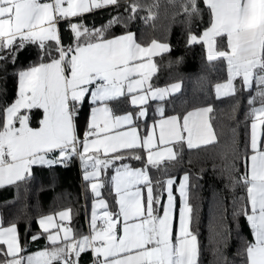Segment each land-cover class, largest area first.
<instances>
[{
  "label": "snow or ice",
  "instance_id": "obj_1",
  "mask_svg": "<svg viewBox=\"0 0 264 264\" xmlns=\"http://www.w3.org/2000/svg\"><path fill=\"white\" fill-rule=\"evenodd\" d=\"M201 5L210 13V26L202 34L189 29L187 43H205L209 61H227L229 78L215 85L217 96H235L237 77L241 90L255 88L249 100L250 138L243 154L233 141L226 166L234 175L233 184L246 192V198H237L238 206L234 201L232 211L234 220L246 218L254 235V241L244 249L245 264H264V0H182L179 7L193 20L201 17ZM158 6L157 2L148 7L146 21L155 19L152 8ZM109 7L114 14L101 27L83 22L84 14ZM144 8L138 0H0V61L15 65L27 45L40 50L38 63L16 73L17 98L0 106V189L30 179L33 166H63L79 158L83 179L89 182L98 198L95 207L101 210L92 214V233L78 238L70 228L54 224L53 216L40 218L38 226L49 233L52 247L34 254H25L15 223L8 227L0 224V264H81L82 255L89 251L93 254L91 264H199L200 245L189 202L190 176L185 173L179 183L183 207L176 223L172 178L162 182L163 192L154 194L147 168L134 169L127 163L116 167L117 162L142 159L140 155L126 156V151L146 149L147 165L160 169L166 161L177 160L179 150L173 145L186 142L191 149L219 143L209 116L211 107L170 117H165L161 107V118L143 137L132 113L112 115L108 101L126 93L132 94L131 104L140 106L135 117L139 119L147 117L149 99L163 101L181 87L176 83L153 88L148 83L156 71L151 58L171 52L168 43L153 40L145 47L131 31L109 38L114 26L126 28ZM62 21L73 34V42L62 40ZM225 36L226 45L221 41L218 47L217 39ZM145 57L147 64L141 62ZM89 97L101 106L91 109L81 138L77 121ZM34 109L42 110L38 119ZM125 126L128 130L121 131ZM237 162L243 171L236 167ZM109 167H115L116 172L111 180L118 197L117 212L109 211L101 198L102 176ZM164 194L167 204L161 214ZM70 212H60L59 219H69ZM53 228L55 232H51Z\"/></svg>",
  "mask_w": 264,
  "mask_h": 264
},
{
  "label": "trees",
  "instance_id": "obj_2",
  "mask_svg": "<svg viewBox=\"0 0 264 264\" xmlns=\"http://www.w3.org/2000/svg\"><path fill=\"white\" fill-rule=\"evenodd\" d=\"M145 6L137 18L125 28L114 26L110 30L111 36L134 32L142 45H148L153 40L159 43H168L171 52L159 53L154 57L156 71L153 73L150 84L153 88L168 87L179 83L180 90L165 100H154L149 105L162 107L164 115H186L190 110L210 106L212 126L217 134L219 143L199 148H187L185 143L174 145L179 155L174 162H165L160 169L147 165L146 150L124 154L135 157L140 155L141 160L134 158L117 162L129 166H145L153 181L154 192H163V181L169 177L179 178L187 173L190 176V203L194 208L193 230L197 234L200 245L199 264H245L244 249L248 242L253 241V232L241 216L237 220L232 217L234 201L238 206V197H245L243 187L233 184L234 175L226 166L231 161V146L233 141L239 146L240 154L244 152V145L248 142L251 132V117L249 115V100L255 95L253 90L240 89V78L235 80L237 94L235 96L218 97L215 85L226 82L229 77L226 60L209 61L207 47L204 43L189 45L187 38L189 29L202 34L210 26L211 16L206 6L201 5V17L189 20L180 9L182 0H138ZM153 7L155 19L145 20L149 16L148 7ZM123 12V8L120 10ZM114 14L111 7L94 10L83 15V22L92 27H101ZM75 22V20L73 21ZM61 37L65 43L73 42V35L66 22L59 25ZM226 37L217 39L218 47ZM39 49L36 45H27L19 53L15 65L11 62L0 61V106L10 104L18 96V78L16 73L27 68L30 64L40 60ZM129 96L112 100L111 105L116 112L136 111L139 109L129 101ZM258 106V104H257ZM90 106L85 103L77 121V130L82 137V126L86 123ZM42 110H33L35 117H40ZM153 115V114H152ZM159 116V115H158ZM155 117V116H154ZM148 118L145 121H150ZM33 126H36L35 120ZM167 168L165 173L163 168ZM236 167L243 171V165L237 162ZM115 167H109L102 176L104 187L102 197L116 212V199L112 190V180ZM32 177L16 185L0 189V214L2 225H17L21 245L26 253L51 247L49 242H43L44 234L38 226L39 218L56 214L62 210H71L70 225L79 237L85 233V212L92 199L89 182L83 179L79 168V158H73L67 166H35ZM199 177V179H197ZM157 181L161 183L158 185ZM164 200V195L161 202ZM85 203L87 207L85 208ZM37 239H33V236ZM56 264V262H54Z\"/></svg>",
  "mask_w": 264,
  "mask_h": 264
},
{
  "label": "crops",
  "instance_id": "obj_3",
  "mask_svg": "<svg viewBox=\"0 0 264 264\" xmlns=\"http://www.w3.org/2000/svg\"><path fill=\"white\" fill-rule=\"evenodd\" d=\"M41 2H51V0H41ZM134 33V32H133ZM124 34V33H123ZM120 35H122V34H120ZM120 35H116V36H120ZM112 37V36H111ZM111 37H109V38H111ZM226 37V36H225ZM137 39V38H136ZM137 42L138 43H140L138 40H137ZM226 43H227V38H226ZM141 44V43H140ZM151 44V43H150ZM150 44H148V45H142V46H145V47H147V46H149ZM205 44V43H204ZM205 46L207 47V45L205 44ZM156 56V55H155ZM155 56H153L152 58H151V62L152 63H154L155 64V60H154V57ZM141 62H143V63H145V64H147V63H149V60H148V58L147 57H145ZM154 73V72H153ZM153 73L151 74V76H150V79H149V81H148V83H150V80H151V77H152V75H153ZM135 78H137V79H139L140 77L139 76H137V77H135ZM229 78V77H228ZM238 78V77H237ZM236 78V79H237ZM227 82V81H226ZM235 82V81H234ZM223 83H225V82H223ZM163 88H165V87H163ZM176 93V92H175ZM215 93H216V91H215ZM174 94V93H173ZM131 95L132 94H127L126 93V95L125 96H129L130 98H129V101H130V103H131ZM217 95V94H216ZM169 97V96H168ZM168 97H166V98H168ZM120 98V97H119ZM152 101H154V100H152V99H149L148 100V102H147V104H149L150 102H152ZM86 103H88L89 104V106H90V109H89V115H88V119H87V121H86V123H84V125L82 126V129H81V132H82V137L81 138H83V136H84V133H85V131H86V126H87V124L90 122V118H91V109L92 108H94V107H100L101 106V103H99V102H97V103H93L92 101H91V98L89 97L88 98V101L86 102ZM145 105V107H147V109H148V115H147V117H144V118H139V119H135V117L138 115V113H139V111H140V106L139 105H133V106H137V107H139V109H137L136 111H123V112H116L115 110H114V108L112 107V105H111V102L110 101H108V107L109 108H111V110H112V115L113 116H123V115H125V114H128V113H132L133 114V117H134V123H135V125H136V127L138 128V132H139V135L141 136V137H143V136H145L146 134H149L150 132H151V126L156 122V121H158L160 118H161V115H160V111L158 112V113H155V114H151L150 113V111H151V107L149 106V105ZM205 107H210V106H203V107H199V108H196V109H200V108H205ZM157 109H159V108H161V107H156ZM196 109H193V110H190V111H195ZM189 111V112H190ZM159 115V116H158ZM173 115H177V114H172V115H165V117H170V116H173ZM155 116V117H154ZM209 116H210V114H209ZM148 118H152L150 121H145V120H147ZM128 127L129 126H125L124 128H122V129H120L121 131H127L128 130ZM185 143V145L187 146V144H186V142H184ZM173 148H174V145H173ZM188 148V147H187ZM146 150V149H145ZM174 150H175V148H174ZM146 152H147V150H146ZM147 154V153H146ZM36 166H41V165H36ZM33 167H35V166H33ZM82 167H83V165H82ZM131 168H134V169H143V168H147V167H145V166H130ZM33 169V168H32ZM147 171H148V169H147ZM115 174H116V172H114V174H113V176H115ZM83 175H84V173H83ZM148 175H149V172H148ZM184 175V174H183ZM183 175H181L179 178H176V177H169V178H172L174 181H175V183H174V185H173V189H174V191H173V195L175 196V201H174V204H175V208H174V215H175V217H176V223H178V216H179V213H180V211H181V209H182V207H183V201H182V199L180 198V196H179V191H178V189H179V183L181 182V180H182V177H183ZM150 176V175H149ZM168 179V178H167ZM166 179V180H167ZM90 186V185H89ZM141 188L143 189V185H141ZM112 190H113V193L115 194V191H114V183H113V181H112ZM154 194H155V192H154ZM144 195L146 196V189H144ZM95 196V195H94ZM98 198L97 197H95V201L97 200ZM115 199H116V212L118 211V205H117V199H118V197L116 196V194H115ZM105 200V199H104ZM87 204V203H86ZM166 204H167V196H166V194H164V200H163V202H160V207H161V214H162V208L164 207V206H166ZM95 205H96V203H95ZM156 205H154V207H155ZM89 207V206H88ZM88 207L86 208V212H87V210H88ZM108 210L109 211H111V212H113L112 210H111V208H110V206H109V204H108ZM94 211H96L97 212V214H99V212L101 211V210H99V209H97L96 207H95V210ZM93 211V212H94ZM60 212V211H59ZM59 212H57L56 214H51V215H47V216H53L55 219H54V224H62L64 227H67V228H70L71 230H72V233L75 235V231L73 230V227L69 224L70 223V221H71V212H70V218L69 219H67V220H64V221H61L60 219H59V216L57 215ZM93 212L91 213V214H88V212H87V216H88V221H89V223H90V225H91V217H92V214H93ZM43 217H46V216H43ZM42 218V217H41ZM40 219V218H39ZM99 222V221H98ZM0 224H2V219H1V214H0ZM12 224H10V225H2V226H4V227H8V226H11ZM18 229V228H17ZM118 230H119V228H118ZM51 232H55V229L53 228V229H51ZM18 234H19V231H18ZM61 234H63L62 233V230H61ZM177 234V229H176V226H175V223H174V236ZM49 235V233H46V234H44V236H43V238H41L42 239V243L43 242H49V243H51L48 239H47V236ZM83 235H88L87 234V230H86V227H85V233L83 234ZM78 238V237H77ZM253 241H254V235H253ZM52 247V246H51ZM51 247H48V249L50 250L51 249ZM42 250H45V249H40V250H38V251H42ZM38 251H35V252H32V253H28V254H34V253H36V252H38ZM91 261H92V252L91 251H89V252H87L86 254H83L82 255V257H81V264H91Z\"/></svg>",
  "mask_w": 264,
  "mask_h": 264
},
{
  "label": "built area",
  "instance_id": "obj_4",
  "mask_svg": "<svg viewBox=\"0 0 264 264\" xmlns=\"http://www.w3.org/2000/svg\"><path fill=\"white\" fill-rule=\"evenodd\" d=\"M68 164L63 165V166H67ZM79 168H80L81 172L84 173L83 172V167H82V162L80 160H79ZM84 205H85V208H86L87 207L86 203ZM85 227H86V230H87V234L90 235L92 233V229H91V225H90V223L88 221L87 212H85ZM92 258H93V254H92Z\"/></svg>",
  "mask_w": 264,
  "mask_h": 264
},
{
  "label": "rangeland",
  "instance_id": "obj_5",
  "mask_svg": "<svg viewBox=\"0 0 264 264\" xmlns=\"http://www.w3.org/2000/svg\"><path fill=\"white\" fill-rule=\"evenodd\" d=\"M159 112V109H157L156 107H153L152 109H151V111H150V113L151 114H155V113H158ZM95 203H96V201H95V199H92L91 201H90V203H89V207H88V210H87V212H88V214H91L94 210H95ZM63 211H67V210H62V211H60V212H63ZM59 212V213H60ZM58 213V214H59ZM57 214V215H58ZM59 216V215H58Z\"/></svg>",
  "mask_w": 264,
  "mask_h": 264
}]
</instances>
